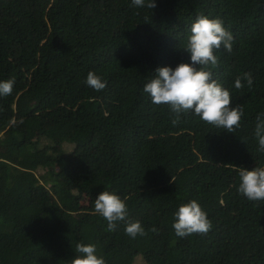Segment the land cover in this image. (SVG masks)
Listing matches in <instances>:
<instances>
[{"label": "trees", "instance_id": "1", "mask_svg": "<svg viewBox=\"0 0 264 264\" xmlns=\"http://www.w3.org/2000/svg\"><path fill=\"white\" fill-rule=\"evenodd\" d=\"M155 3L0 0V81L15 80L0 96V264H72L78 243L95 244L106 264H264V202L238 192L240 167H264L254 136L264 0ZM199 15L234 37L210 70L244 109L235 132L192 113L173 125L169 107L143 91L158 67L191 62L184 47ZM89 71L103 90L86 85ZM245 72L253 85L238 90ZM102 191L125 200L147 234L131 238L123 221L108 231L94 212ZM193 199L212 228L178 237L174 213Z\"/></svg>", "mask_w": 264, "mask_h": 264}, {"label": "clouds", "instance_id": "2", "mask_svg": "<svg viewBox=\"0 0 264 264\" xmlns=\"http://www.w3.org/2000/svg\"><path fill=\"white\" fill-rule=\"evenodd\" d=\"M134 7L153 9L155 0H131ZM191 34L187 39L184 50L190 54V63H180L174 69L169 66L158 67L155 76L145 83L143 91L151 98L154 105H167L174 114L172 124L180 122L182 115L192 113L203 122L229 133L240 127L244 109L240 105L231 106L230 91L213 79L210 66H218L215 51L224 48L231 53L233 35L228 31L219 18H209L199 15L191 25ZM246 81L249 88L253 85L251 73L235 79V88L243 89ZM85 83L95 91L106 87L95 72L89 71ZM15 84L14 78L0 81V96L12 94ZM12 126L22 124L23 120L13 119ZM254 136L258 141V151L264 152V114H258L254 129ZM240 183L238 192L249 201L264 202V167H254L251 170L240 167ZM94 212L107 221L108 231H115L117 222H125V233L135 239L138 235H146V231L139 221L128 219V208L125 200L114 192L102 191L94 202ZM175 222L172 227L178 237L192 235H206L212 228V222L201 205L195 200L179 206L174 213ZM152 232H158L153 227ZM76 255L72 264H106L103 256L96 254L95 244L78 243Z\"/></svg>", "mask_w": 264, "mask_h": 264}, {"label": "rangeland", "instance_id": "3", "mask_svg": "<svg viewBox=\"0 0 264 264\" xmlns=\"http://www.w3.org/2000/svg\"><path fill=\"white\" fill-rule=\"evenodd\" d=\"M66 147L69 148L68 145H66ZM84 199H85V197H84L83 200H82L83 203H85V204H87V202L90 203V201H86L87 199L84 201ZM134 264H143V261H142V259H141L140 257H137V258L135 259V261H134Z\"/></svg>", "mask_w": 264, "mask_h": 264}]
</instances>
